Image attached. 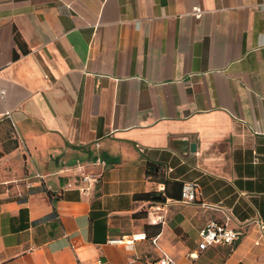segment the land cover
I'll use <instances>...</instances> for the list:
<instances>
[{"label":"crops","instance_id":"obj_1","mask_svg":"<svg viewBox=\"0 0 264 264\" xmlns=\"http://www.w3.org/2000/svg\"><path fill=\"white\" fill-rule=\"evenodd\" d=\"M0 89V264H264V0H0Z\"/></svg>","mask_w":264,"mask_h":264},{"label":"built area","instance_id":"obj_2","mask_svg":"<svg viewBox=\"0 0 264 264\" xmlns=\"http://www.w3.org/2000/svg\"><path fill=\"white\" fill-rule=\"evenodd\" d=\"M201 12H196V15H200ZM6 95L5 89H0V96L4 99ZM94 165H105V162L101 159H97L93 162ZM80 167L83 165L80 164ZM84 180L88 181L90 184L95 183L101 177V174H86L85 172L81 173ZM70 187L73 185L70 184ZM89 189L86 188L85 190ZM199 195L198 185L196 183H185L182 199L185 202H195L197 201ZM242 237L241 230H237L227 226V224L220 223L216 220L209 221L206 226L201 229L199 232V239L197 242V251L195 253H191V258L195 255H199L202 252L207 251L208 249L216 246H232L234 245L240 238ZM148 239V234L145 231L135 232L130 235L123 236L121 239L112 240V242L123 244L127 247H133V245L138 241H145ZM153 244H157V237L151 239ZM97 264H101V260L97 261ZM147 264H182L176 258H174L169 253L163 251L159 257L156 259L147 262Z\"/></svg>","mask_w":264,"mask_h":264},{"label":"trees","instance_id":"obj_3","mask_svg":"<svg viewBox=\"0 0 264 264\" xmlns=\"http://www.w3.org/2000/svg\"><path fill=\"white\" fill-rule=\"evenodd\" d=\"M184 183L179 181H166L163 191L146 192L135 195L138 200L164 202L167 198L182 199Z\"/></svg>","mask_w":264,"mask_h":264},{"label":"rangeland","instance_id":"obj_4","mask_svg":"<svg viewBox=\"0 0 264 264\" xmlns=\"http://www.w3.org/2000/svg\"><path fill=\"white\" fill-rule=\"evenodd\" d=\"M201 254H199V257L197 259H200ZM194 262H196V264L199 262L198 260L196 261V259H192L190 256H188V264H194Z\"/></svg>","mask_w":264,"mask_h":264},{"label":"water","instance_id":"obj_5","mask_svg":"<svg viewBox=\"0 0 264 264\" xmlns=\"http://www.w3.org/2000/svg\"><path fill=\"white\" fill-rule=\"evenodd\" d=\"M194 145H195V144H193V146H192L193 148L195 147Z\"/></svg>","mask_w":264,"mask_h":264},{"label":"bare ground","instance_id":"obj_6","mask_svg":"<svg viewBox=\"0 0 264 264\" xmlns=\"http://www.w3.org/2000/svg\"><path fill=\"white\" fill-rule=\"evenodd\" d=\"M194 257H197V255H195Z\"/></svg>","mask_w":264,"mask_h":264}]
</instances>
